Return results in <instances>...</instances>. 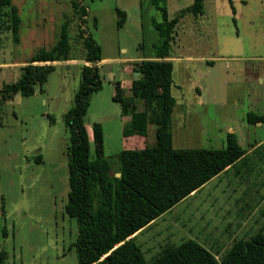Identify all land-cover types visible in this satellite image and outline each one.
<instances>
[{"label":"rangeland","instance_id":"1","mask_svg":"<svg viewBox=\"0 0 264 264\" xmlns=\"http://www.w3.org/2000/svg\"><path fill=\"white\" fill-rule=\"evenodd\" d=\"M70 1L11 0L20 17L17 41L12 38L9 22L0 20V89L4 83L17 79L31 54L56 41L65 20L70 58L50 62L54 70L43 84L34 85L32 95L16 93L0 101V252L5 254V264H77L76 223L63 209L68 191L69 145L63 115L73 104L80 66L90 63L83 60L85 49ZM80 1L87 8L81 27L83 35H91L101 53V60L96 63L101 87L90 94L83 116L89 158L93 157L91 125L100 123L102 154L115 169L118 151L155 142L151 124L147 125L145 137L121 134L127 117L111 97L116 81L123 95H129L135 76L134 57L155 54L161 40L153 24L161 21L162 16L149 0ZM192 2L164 0L167 18ZM202 3L201 15L185 14L179 19L170 41L172 55L193 57L185 64L181 76L200 89L194 93L190 83L181 84L183 89L186 87L183 98L189 101L187 104L192 103L187 108L195 115L180 129L171 120L173 148L224 147L226 126L241 121L250 103H258V111L264 113V75L247 80L241 69L243 63L256 64L257 57L264 58V0H202ZM116 9L126 14L121 27L116 26ZM175 109L176 105L174 113ZM255 128L254 138L261 139L264 124ZM246 160L264 173V159ZM215 191L214 182L208 183L195 197L179 201L138 233L135 241L145 260H151L164 246L189 237L209 247L219 260L234 241L249 238L258 231L264 233V202L257 205L256 195L247 203V214L240 218L241 200L232 204L228 213L218 214V208L225 209L226 205L211 202Z\"/></svg>","mask_w":264,"mask_h":264},{"label":"trees","instance_id":"2","mask_svg":"<svg viewBox=\"0 0 264 264\" xmlns=\"http://www.w3.org/2000/svg\"><path fill=\"white\" fill-rule=\"evenodd\" d=\"M161 12L162 20L154 22L160 44L152 58L134 62L137 72L124 96L119 82H114L111 99L120 105L127 116L121 134L146 135L147 125L154 126L155 142L142 148L122 149L115 155V169L103 157V135L100 123L91 125L93 157L83 125V116L90 94L101 87L96 63L101 59L100 46L91 35H83L87 8L80 0H71L72 12L85 49L83 60L90 65L80 66V81L73 94L72 106L64 112L63 123L68 130L67 184L63 206L65 214L76 223L74 242L77 264H264V233L240 238L227 248L220 259L192 238L175 245L164 246L151 260L146 261L134 233L201 187L211 177L241 160L244 150L233 133H227L221 148H173L170 119L174 96L171 88L172 63L166 60L170 51L173 28L185 14H202V0H193L176 15L167 18L164 0H149ZM9 6L5 20L14 41H17L20 17L17 7ZM233 12V10H232ZM116 26L121 27L125 13L116 9ZM95 26L96 22L93 19ZM67 20L61 23L56 41L48 48L41 47L26 60L16 80L4 83L0 101L14 94L29 96L34 85H41L54 70L50 62L69 58ZM37 62V63H36ZM49 62V63H43ZM248 122L261 121L260 116L246 115ZM118 173V176H115ZM3 214V208L1 207ZM4 233V232H3ZM0 252V264H5Z\"/></svg>","mask_w":264,"mask_h":264},{"label":"crops","instance_id":"3","mask_svg":"<svg viewBox=\"0 0 264 264\" xmlns=\"http://www.w3.org/2000/svg\"><path fill=\"white\" fill-rule=\"evenodd\" d=\"M8 6H9V3H7V0H0V20L5 21V18H6L5 13L7 11ZM125 19H126V14H125L124 21ZM152 56L153 55L149 56V58H152ZM142 58H145V57H134L136 61ZM257 58L259 59H257L258 62L256 64L255 63H246V64L243 63L242 65V68H241L242 74L244 75V78H247V80H257V79H260V76L264 75V58H261L262 60L260 59V57H257ZM165 59L170 60L172 63V80H173V83L175 84V86L171 88V93L174 96L175 102L173 105L170 122L172 120L173 125L174 124L178 125V129H180L182 128V125L184 123L188 124L190 122V118H193V116L195 115L192 113L191 110L189 111V109L187 108L188 105L192 106V103L187 104L189 101L183 98L185 97V94H186V87L185 89H183L181 84H184L185 81L186 83H190L194 93L200 92V89L195 82H191L189 78L184 81L183 76H181V74L185 73L184 71L185 66H186L185 64H188V62L191 61L193 57L172 55L171 51H169V55ZM175 64L177 66L176 69H175L176 67ZM174 69L176 73V80L173 79ZM175 105H176V109L174 113ZM257 105L254 102L250 103L249 107H247V109L245 110L244 117L241 119V121L239 122L232 121L231 123H235V125L228 124L225 128L226 133H225V136H223L224 140H225L227 133H233L237 144L239 145V147H241L244 150L241 160L236 161L231 166L226 167L224 170L220 171L218 174L211 177L201 187L192 191L185 198L195 197L201 190L204 189V187L208 183L214 182V186H216V191H215L214 197L211 199V202L214 203V202L219 201L226 205L225 209L218 208L219 209L218 214H222L223 212L228 213L229 210L232 209L231 208L232 204L235 205L238 200H241L242 207L239 208V214H240L239 216L241 218V216H243L246 213V209H248L247 203L255 195L257 196L256 198L257 205L259 203L261 204L264 202V173L262 172V169L255 168V166L249 164V162H247L246 160V159H251L252 157L253 158L256 157V161L262 162V160L264 159V134L261 135L262 137L261 139L254 138L255 132L257 131H256V128L255 129L253 128L258 127V126L262 127L264 124V113L258 111ZM248 113H252L256 116H260L261 121L248 122L246 119V115ZM205 201L206 200L204 199L203 203H205ZM223 204H221V206H224ZM263 211L264 209L262 210V212ZM157 218H155L153 221H155ZM150 223L147 226H149ZM208 223L209 222L207 221L206 224ZM144 228L136 231L134 233V238ZM189 238H192L197 241V239L193 237H189ZM212 240L215 241L216 239H212Z\"/></svg>","mask_w":264,"mask_h":264},{"label":"water","instance_id":"4","mask_svg":"<svg viewBox=\"0 0 264 264\" xmlns=\"http://www.w3.org/2000/svg\"><path fill=\"white\" fill-rule=\"evenodd\" d=\"M134 77H136V75H137V72H134ZM115 176H118V173H115Z\"/></svg>","mask_w":264,"mask_h":264}]
</instances>
